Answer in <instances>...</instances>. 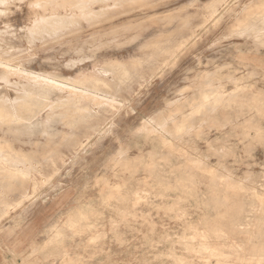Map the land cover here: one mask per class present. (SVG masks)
<instances>
[{
  "label": "rangeland",
  "instance_id": "1",
  "mask_svg": "<svg viewBox=\"0 0 264 264\" xmlns=\"http://www.w3.org/2000/svg\"><path fill=\"white\" fill-rule=\"evenodd\" d=\"M261 2L143 0L35 46L31 6H11L0 35L32 55L26 69L109 76L118 60L132 76L118 104L92 105L98 129L70 139L53 122V138L17 144L39 171L23 181L30 198L0 177V264H264V33L236 31Z\"/></svg>",
  "mask_w": 264,
  "mask_h": 264
},
{
  "label": "bare ground",
  "instance_id": "2",
  "mask_svg": "<svg viewBox=\"0 0 264 264\" xmlns=\"http://www.w3.org/2000/svg\"><path fill=\"white\" fill-rule=\"evenodd\" d=\"M18 1L22 2L25 0H0V18L10 15L11 6ZM27 1L33 13L31 18L32 26L28 28L27 42L35 46L36 40H44L47 37L55 38L64 30L79 24L80 20L88 22L100 20L102 17L109 16L113 10H118L127 4H136L143 0ZM216 5L217 1L212 4L214 12L217 11ZM259 7L260 11L253 13L248 7L245 8L244 16L241 19L238 18L239 24L236 31L242 34L254 33L259 38L263 35L264 29L258 27L255 22L264 21V2H261ZM15 49L16 46L12 42H9L5 36L0 35V88L2 86L4 89V91L0 89V116L6 117V119L0 120V167L4 169L3 172H0V177L1 181L6 179L9 186L21 181L19 198H30L29 188L23 181L31 175L32 170H38L36 164L40 163V160L34 155L36 151L27 152L17 144L25 143L23 139L25 137L30 141L37 132L46 138H53L54 134L51 133L53 122H60L68 126L71 129L70 139L76 134L75 128H78L81 124H85L88 128L94 130L98 129L99 126L93 123L98 121L100 117L97 116V112L93 111L92 105H115L118 102L117 94L121 84L131 78L132 72L127 64L112 60L103 67L104 70L108 68L109 76H101L98 73L88 75L84 73L85 71H81L78 76L67 78L55 73H35L24 67V62L26 60L30 61L32 55L21 54L16 56L13 53ZM80 50H77V52ZM19 51L24 50L20 49ZM137 63H140V61H137ZM13 78H17L19 81L13 80ZM68 81L80 82L91 89L70 86ZM11 90H15L14 97L10 95ZM17 91L19 92L17 93ZM72 95L77 96L72 97ZM86 98L92 100L90 101ZM50 105L59 106V108L56 111L44 113L45 108ZM13 107L20 108V110L14 111ZM54 114H59L61 117L53 118L52 115ZM15 117H20L19 121L12 120ZM7 120H11L13 123H8L6 122ZM188 123H190L189 119ZM104 129L102 128L101 130L102 134L108 132V129ZM86 137L85 140L77 142L79 148L85 149L91 145L90 135ZM7 234L9 235L8 232H5L4 236L6 237ZM3 243L5 248H9L6 240Z\"/></svg>",
  "mask_w": 264,
  "mask_h": 264
}]
</instances>
